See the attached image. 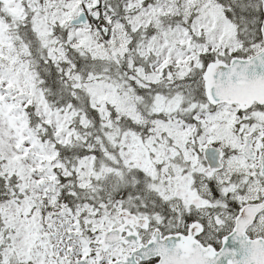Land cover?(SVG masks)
Wrapping results in <instances>:
<instances>
[{"label":"snow or ice","instance_id":"1","mask_svg":"<svg viewBox=\"0 0 264 264\" xmlns=\"http://www.w3.org/2000/svg\"><path fill=\"white\" fill-rule=\"evenodd\" d=\"M0 264H264V0H0Z\"/></svg>","mask_w":264,"mask_h":264}]
</instances>
